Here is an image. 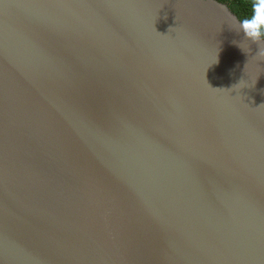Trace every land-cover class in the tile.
I'll use <instances>...</instances> for the list:
<instances>
[{
  "label": "water",
  "instance_id": "water-1",
  "mask_svg": "<svg viewBox=\"0 0 264 264\" xmlns=\"http://www.w3.org/2000/svg\"><path fill=\"white\" fill-rule=\"evenodd\" d=\"M215 0H0V264H264V43Z\"/></svg>",
  "mask_w": 264,
  "mask_h": 264
},
{
  "label": "clouds",
  "instance_id": "clouds-1",
  "mask_svg": "<svg viewBox=\"0 0 264 264\" xmlns=\"http://www.w3.org/2000/svg\"><path fill=\"white\" fill-rule=\"evenodd\" d=\"M236 6L238 12L239 5L248 8L247 15H237L235 20V30L242 32L244 40L255 44L264 43V0H230ZM264 55V49L260 50Z\"/></svg>",
  "mask_w": 264,
  "mask_h": 264
},
{
  "label": "trees",
  "instance_id": "trees-1",
  "mask_svg": "<svg viewBox=\"0 0 264 264\" xmlns=\"http://www.w3.org/2000/svg\"><path fill=\"white\" fill-rule=\"evenodd\" d=\"M216 2L223 4L227 7V9L236 17L238 14L239 15H247L248 13V8L244 5H239L238 7V12L235 10L236 6H234L230 0H215Z\"/></svg>",
  "mask_w": 264,
  "mask_h": 264
}]
</instances>
